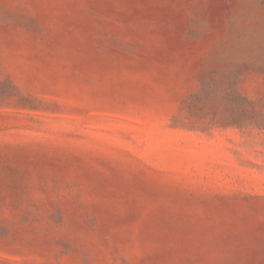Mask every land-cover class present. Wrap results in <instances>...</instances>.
<instances>
[{
	"label": "rangeland",
	"instance_id": "374dc122",
	"mask_svg": "<svg viewBox=\"0 0 264 264\" xmlns=\"http://www.w3.org/2000/svg\"><path fill=\"white\" fill-rule=\"evenodd\" d=\"M0 264H264V0H0Z\"/></svg>",
	"mask_w": 264,
	"mask_h": 264
}]
</instances>
